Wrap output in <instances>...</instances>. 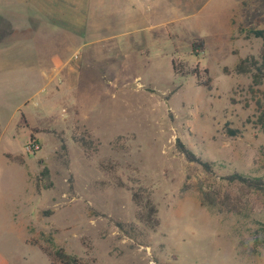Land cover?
I'll return each mask as SVG.
<instances>
[{
	"label": "rangeland",
	"instance_id": "374dc122",
	"mask_svg": "<svg viewBox=\"0 0 264 264\" xmlns=\"http://www.w3.org/2000/svg\"><path fill=\"white\" fill-rule=\"evenodd\" d=\"M0 1V17L11 18L13 0ZM78 7L82 18L52 17L54 33L44 30L38 42L63 53L51 82L37 59L0 71V254L10 264H49L35 239L93 264H264V189L229 179L264 180V131L254 123L264 86L253 94L251 76L232 73L260 56L262 41L248 32L264 29V0ZM33 27L0 36V65L12 53L3 46L29 40ZM194 40L203 42L196 50ZM173 63L191 72L177 74ZM227 127L241 133L229 136ZM83 131L97 150L72 140ZM31 136L36 153L26 150ZM180 144L212 170L189 161ZM139 187L151 192L155 229L138 219Z\"/></svg>",
	"mask_w": 264,
	"mask_h": 264
},
{
	"label": "trees",
	"instance_id": "16d2710c",
	"mask_svg": "<svg viewBox=\"0 0 264 264\" xmlns=\"http://www.w3.org/2000/svg\"><path fill=\"white\" fill-rule=\"evenodd\" d=\"M249 35L253 36L254 38L260 39L262 41V48L261 53L258 58L254 56H248L239 61V63L235 66L232 70V73L236 75H250L251 76V87L250 91L255 94L259 87L264 86V29H252L249 32ZM202 41L194 40L193 41V49L196 50V45H202ZM174 71L177 74L181 75H188L191 70H186L184 66L180 64L173 63ZM226 73H229L228 69H224ZM207 74V72H206ZM210 79H207L206 85L209 87ZM263 95L264 100V91L261 92ZM256 126H259L264 131V104L262 101L257 102V115L254 120ZM38 131V130H36ZM226 133L229 136H237L241 132L236 129L226 128ZM34 136H31V141H34ZM72 140L77 142L81 147L85 150L94 149L97 150L96 145L94 146L93 141L90 138V134L87 131H83L81 136H77L73 134ZM62 147L65 149L66 145L63 144ZM180 151L185 155V157L189 161L197 162L200 164L205 170L211 171L212 170V162L203 160L197 157L191 150L182 146L180 144ZM102 168L107 170L108 168L104 165H101ZM41 175L43 176L45 181H48V172L47 170L42 171ZM231 181H235L239 184H242L249 188L255 189H264V180L262 178L257 177H248L241 173H234L233 175L229 176ZM117 186L125 187V184L120 180L117 179ZM47 183L44 185V188H48ZM132 200L133 202L140 208L138 219L145 223L151 229H155V227L159 224V221L156 217L157 209L151 199V192L147 188L139 187L135 189L132 193ZM121 231L124 233H129V231H134V225H125L122 223H116ZM128 227V228H127ZM51 241V240H50ZM32 245L38 246L41 252L47 256L49 260V264H93V259H84L82 257H77L75 255L67 253L63 248H53L49 246H42L39 242L35 239L29 241Z\"/></svg>",
	"mask_w": 264,
	"mask_h": 264
},
{
	"label": "crops",
	"instance_id": "0c3cea01",
	"mask_svg": "<svg viewBox=\"0 0 264 264\" xmlns=\"http://www.w3.org/2000/svg\"><path fill=\"white\" fill-rule=\"evenodd\" d=\"M5 1V0H4ZM9 1V0H6ZM71 4L69 5V0H13L11 1V8L13 11V16L11 18L7 16H1L0 17V36L3 39V41L7 40L9 41L8 37L11 35L12 30L19 28L21 30L23 25L30 26V28L33 29L30 31L31 36L30 39L27 40L25 38L20 37L18 40H13L11 45L3 46L7 48L12 49L10 55V59L3 60V62L0 65V71L3 70V68H20L21 66H26L28 62H30V59H32L33 63L35 62V59L38 60V64L44 66V69H41V72L47 73L49 76V82L52 81V71L56 72V68H58L59 63L60 65L63 64L62 62V54L63 53H47L43 48H41L38 45V42L42 39H45L47 35V32L44 30H49L50 35L54 33V28L52 25L54 21H51L52 17H55V20H57L59 17L60 19L63 17L66 19L69 15H73L78 18H82L81 10L78 7V3L80 1L75 0L74 4L73 0H71ZM1 2V1H0ZM77 2V3H76ZM76 3V4H75ZM83 3V2H82ZM75 5V7H73ZM70 6V7H69ZM83 7V6H82ZM80 9V10H79ZM50 14V20H47L48 15ZM4 20L6 23H4ZM72 36V35H71ZM76 37V36H75ZM68 41V39H66ZM26 42L27 44H32L34 47V50L26 51V52H20L18 51V48L21 47L22 43ZM30 44V45H31ZM73 45V44H72ZM2 46V45H0ZM6 48V50H7ZM5 49V48H0ZM65 52V50H64ZM34 53L37 54V56L34 55ZM77 53V52H75ZM1 54V53H0ZM52 69H51V68ZM54 67V68H53ZM5 129L3 126L1 127L0 123V138L4 135ZM2 141L0 140V147H1ZM0 264H10L9 261L4 258L0 254Z\"/></svg>",
	"mask_w": 264,
	"mask_h": 264
},
{
	"label": "built area",
	"instance_id": "2783aa9c",
	"mask_svg": "<svg viewBox=\"0 0 264 264\" xmlns=\"http://www.w3.org/2000/svg\"><path fill=\"white\" fill-rule=\"evenodd\" d=\"M26 150L29 153H36L40 150V145L38 142L36 141H31L27 146H26Z\"/></svg>",
	"mask_w": 264,
	"mask_h": 264
}]
</instances>
